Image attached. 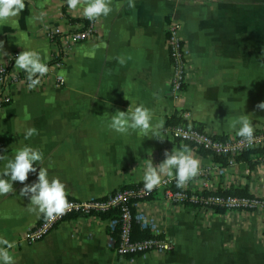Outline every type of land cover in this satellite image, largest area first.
I'll return each mask as SVG.
<instances>
[{
    "label": "crops",
    "instance_id": "0c3cea01",
    "mask_svg": "<svg viewBox=\"0 0 264 264\" xmlns=\"http://www.w3.org/2000/svg\"><path fill=\"white\" fill-rule=\"evenodd\" d=\"M134 3L130 8L128 0H112V12L93 21L95 35L73 45L41 85L10 88L11 100L0 110V156H5L0 172L18 149L29 145L43 153V164H34L37 172L29 173L27 184L37 181L44 166L50 179L58 177L66 184L68 198L87 200L143 183L147 159L159 165L165 151L184 145L165 132L167 119L179 109L215 134L236 131L230 122L243 114L250 115L255 130L264 127V110L256 107L264 102V0ZM25 4L18 17L0 22V65L13 73H25L15 67L24 48L38 51L45 63L52 61L56 46L46 31L77 30L88 21L82 6L69 9L66 0ZM172 22L179 25L187 48L185 91L179 101L171 98L167 86L171 65L165 30ZM101 44L105 46L97 47ZM55 74L64 81L58 83ZM139 104L152 110L153 124L163 121V140L109 127L117 110ZM29 128L37 134L25 139ZM188 147L201 161L200 172L181 189L190 193L246 187L252 197L264 199V162L254 155L220 165ZM163 180L175 183L167 176ZM23 186L13 182L14 191L0 196V237L14 242V264H116L107 221L95 217L64 220L33 244L20 241L22 232L43 216L28 210L30 198L20 195ZM138 209L172 241L173 251L164 257L178 264L182 255L206 245L213 252L211 264H264V207L199 211L165 199L159 190L154 199L139 202Z\"/></svg>",
    "mask_w": 264,
    "mask_h": 264
},
{
    "label": "built area",
    "instance_id": "2783aa9c",
    "mask_svg": "<svg viewBox=\"0 0 264 264\" xmlns=\"http://www.w3.org/2000/svg\"><path fill=\"white\" fill-rule=\"evenodd\" d=\"M87 20L85 27L81 29L62 32L55 27L46 31L48 39L56 46V52L53 55V63L48 65L49 72L41 78L39 85L43 83L46 76L55 67L62 64L63 58L73 45L89 40L95 35L93 21ZM178 31L179 25L175 22L169 23L165 30V46L171 65L167 86L171 98L175 101H179L183 96V85L187 71V48L180 39ZM55 80L58 83L64 81L60 74H55ZM19 83L29 88L26 73H13L7 66L0 65V110L11 100L10 88ZM174 114L178 118V122L167 123L165 132L180 143H189L197 151H203L212 157H221L226 160L227 164L235 163L236 157L246 151L262 149L263 151L258 159L264 162V127L254 131L255 139L252 145L249 146L246 142H242L243 138L237 136L236 131L215 134L209 131L207 126L191 119L187 111L179 109ZM219 163L222 165L221 162ZM173 184L172 181L162 180L160 186L149 192L145 190L144 183H138L116 188L97 198L87 200L69 198L70 207L63 215L55 219H48L43 215L37 222L22 232L19 240L27 244H33L42 240L50 231L64 220L70 219L69 217L72 215L101 219L102 213L111 208H117L119 216L108 220L109 228L111 230L117 229V242L114 243L111 240L110 243V248L117 256L133 258L148 253L168 254L174 248L172 241L163 236L153 220L138 209L139 202L154 199L159 190L165 199L181 205L188 203L199 211L214 212L216 208L222 212L244 209L260 210L264 207L263 198L225 196L204 190L188 193L184 189L173 190ZM150 195H154V197L150 198ZM132 199H135L133 203L136 207L135 219L142 228L150 231L149 237L133 239L131 236L129 201Z\"/></svg>",
    "mask_w": 264,
    "mask_h": 264
},
{
    "label": "clouds",
    "instance_id": "9594fccd",
    "mask_svg": "<svg viewBox=\"0 0 264 264\" xmlns=\"http://www.w3.org/2000/svg\"><path fill=\"white\" fill-rule=\"evenodd\" d=\"M69 9L83 7L84 17L95 21L101 16H108L112 12V0H66ZM130 8L135 7L134 0H128ZM25 0H0V22H8L16 18L25 10ZM105 45H97L104 47ZM3 42L0 41V48ZM118 62L123 65V57H117ZM15 67L23 70L27 74L29 89H35L41 78L49 72V67L36 50L25 49L15 58ZM258 109L264 110V102L256 105ZM153 112L144 104H139L127 111L117 110L111 117L109 127L117 133L129 134L130 130L139 131L144 137L151 134L152 138H160V129L163 121L152 123ZM239 125V127H237ZM230 128L236 130V135L243 138L249 146L254 142V125L250 115H240L230 122ZM37 134V129L26 130L25 139ZM165 159L154 165L151 159H147L144 165L143 183L147 191H152L161 185L163 177L174 178L177 187L185 186L190 180L198 176L201 161L195 157L187 145H182L179 149L173 148L171 152L165 151ZM5 156H0V160ZM43 164V153L32 146L25 145L16 151L15 156L9 159L0 172V196H5L14 191L13 182H20L24 186L20 189V195L30 198L28 210L44 215L48 219H55L63 215L70 203L67 199L68 192L66 184L58 177L49 178L48 170L43 166L39 169L37 181L31 185L27 184L29 173H36L34 164ZM4 177H8L5 179ZM14 247V242L0 237V264H14V258L10 250Z\"/></svg>",
    "mask_w": 264,
    "mask_h": 264
},
{
    "label": "trees",
    "instance_id": "16d2710c",
    "mask_svg": "<svg viewBox=\"0 0 264 264\" xmlns=\"http://www.w3.org/2000/svg\"><path fill=\"white\" fill-rule=\"evenodd\" d=\"M51 63H53V61L47 63V65H50ZM176 122H178V118L175 116V114H172L167 119V123H176ZM184 145L192 147V145L189 143H184ZM262 151H263L262 149L246 151V152L242 153L241 155H239L238 157H236V161L249 160V159H251V155H254L256 158H258V156L261 155ZM201 152L205 153L203 151H201ZM213 159L215 161L221 162L222 165L227 164L226 160L222 159L221 157L214 156ZM256 162L257 161H254L253 163H256ZM253 163H251V165H253ZM139 184H141V183H139ZM127 186H131V185H124V186H121L120 188L127 187ZM172 189L173 190H179L181 188L177 187L176 182H175L172 186ZM213 193L225 195V196L226 195H232V196H237V197H251V195L247 192L246 187L235 188V187L230 186L228 188H219L216 191H213ZM149 197L153 198L154 195H150ZM67 199H69V198L67 197ZM134 202H135V199H132L131 201H129V208H130V212H131V236L133 239H142V238L149 237L150 231L146 228H142L140 226V224L135 219L136 207L133 205ZM186 205L190 206V204H188V203H186ZM215 212L220 213L222 211L216 208ZM118 216H119V211L117 208H111L108 211L101 214V219L107 221V232L110 235V237L112 238L114 243L117 242V238H118L117 229L115 228V229L111 230L109 228V225H108V220L111 218H117ZM75 217H76V215H72L69 218H75ZM126 259H130V257H127Z\"/></svg>",
    "mask_w": 264,
    "mask_h": 264
},
{
    "label": "rangeland",
    "instance_id": "374dc122",
    "mask_svg": "<svg viewBox=\"0 0 264 264\" xmlns=\"http://www.w3.org/2000/svg\"><path fill=\"white\" fill-rule=\"evenodd\" d=\"M183 42V41H182ZM184 43V42H183ZM183 91H185V83L183 85ZM205 242H207V239H204ZM209 245H206L203 249H199V250H193L191 253L189 254H184L181 256V258L184 257V259H180V264H183V262H186V264H211V260H212V253H210V251L212 249L208 248ZM171 253V252H170ZM168 253V254H170ZM153 255H145V256H141V259H137L135 257L130 258V259H126V258H121L119 256H116L115 254V263L116 264H174L177 263V261L175 262L172 261L171 259H167L165 258L166 255L168 254H161V253H152ZM146 256H149L146 258ZM165 256V257H164ZM121 258V259H120ZM139 258V257H138ZM178 264V263H177Z\"/></svg>",
    "mask_w": 264,
    "mask_h": 264
}]
</instances>
